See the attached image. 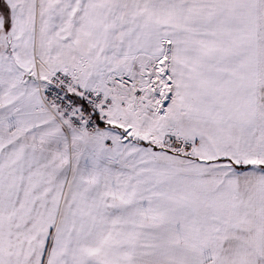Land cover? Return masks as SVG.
Listing matches in <instances>:
<instances>
[{"label": "snow or ice", "instance_id": "1", "mask_svg": "<svg viewBox=\"0 0 264 264\" xmlns=\"http://www.w3.org/2000/svg\"><path fill=\"white\" fill-rule=\"evenodd\" d=\"M0 264H264V0H0Z\"/></svg>", "mask_w": 264, "mask_h": 264}]
</instances>
